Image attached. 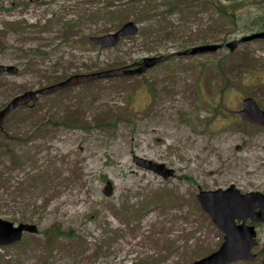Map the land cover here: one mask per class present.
Masks as SVG:
<instances>
[{
	"label": "rangeland",
	"instance_id": "obj_1",
	"mask_svg": "<svg viewBox=\"0 0 264 264\" xmlns=\"http://www.w3.org/2000/svg\"><path fill=\"white\" fill-rule=\"evenodd\" d=\"M113 1L119 7L104 10ZM129 1L0 0V65L20 69L0 75V109L74 73L255 32L232 30L198 0H156L147 19ZM128 21L139 31L115 47L92 41ZM247 96L264 108L262 38L174 54L143 74L89 81L20 107L0 129V218L39 232L0 247V264H188L216 251L225 234L199 191L235 184L264 192V127L238 115ZM135 156L176 175L165 179ZM54 224L63 236L50 245L43 231Z\"/></svg>",
	"mask_w": 264,
	"mask_h": 264
},
{
	"label": "water",
	"instance_id": "obj_2",
	"mask_svg": "<svg viewBox=\"0 0 264 264\" xmlns=\"http://www.w3.org/2000/svg\"><path fill=\"white\" fill-rule=\"evenodd\" d=\"M139 31V25L135 21L124 23L118 30L104 35L93 36L95 44L102 48H111L116 46L122 37L134 36ZM264 39V31H256L246 34L238 39L209 43L174 54L179 55H197L217 51L225 46L231 50L235 49L239 43L253 39ZM172 54L151 56L144 58L138 66L119 67L105 69L101 71L74 74L66 79L44 86L39 89L27 90L12 98L2 109H0V126H3L7 116L21 105H27L32 102L35 104L38 95H47L59 90L80 85L89 81L123 76L143 74L149 68L163 62L171 57ZM8 72L16 74L19 67L15 65H0V75ZM244 107L238 111L241 118L259 126H264V109L252 96L243 99ZM137 164L142 168L153 170L165 179L175 174V169L168 167L164 163L155 162L150 159H144L135 156ZM114 184L107 181L104 187V193L112 195ZM202 208L210 215L213 222L224 232V242L214 252L194 260L189 264H228L237 260H252L255 258L253 248L257 244V231L254 224H249L248 219L254 222L264 223V193L261 191L242 192L234 184L226 189L200 190L198 194ZM241 221V222H238ZM39 227L35 223L15 222L0 218V246H7L19 242L23 239L25 233H38Z\"/></svg>",
	"mask_w": 264,
	"mask_h": 264
},
{
	"label": "trees",
	"instance_id": "obj_3",
	"mask_svg": "<svg viewBox=\"0 0 264 264\" xmlns=\"http://www.w3.org/2000/svg\"><path fill=\"white\" fill-rule=\"evenodd\" d=\"M145 1L146 0H130L129 2H125V4H131L133 6L136 5V7H138L141 18L147 19L149 16H151L154 10L153 6H155L154 2L156 0H148L147 4H145ZM168 1H171L177 7L180 6L178 4L179 0ZM250 2H252V4L254 5H251ZM198 3L199 7L204 11H209V13L219 17L223 24L227 25L229 23H232V30L242 29V31H264V0H198ZM118 7V5H115V1H113L112 3H107L104 10H110L112 8ZM184 7L186 8V6ZM98 12H100V10L94 11L93 16L99 15ZM159 14L163 15L162 13ZM67 23L68 24L64 25L67 30L75 28V22L70 21ZM67 33L69 32L67 31ZM225 39L226 38H223L222 40ZM60 231L62 230L59 224H54L51 228L43 231L45 236L49 239L50 245L55 239L63 236L58 234V232L61 233ZM67 235H71L70 231L67 232ZM50 250H52V246H50Z\"/></svg>",
	"mask_w": 264,
	"mask_h": 264
},
{
	"label": "flooded vegetation",
	"instance_id": "obj_4",
	"mask_svg": "<svg viewBox=\"0 0 264 264\" xmlns=\"http://www.w3.org/2000/svg\"><path fill=\"white\" fill-rule=\"evenodd\" d=\"M27 106H29V105H27ZM250 222L251 221H249V224H250ZM260 226L264 227V224L263 223L255 224V228H256L257 233H258V241H257V244L255 245V247L253 249V252L256 254L255 259L252 260V261L238 260V261H235V262L230 263V264H235V263H237L239 261L249 262L250 264H263L264 263V259H263V255H264V239L260 240V238H262V234H263V231L259 229ZM261 260H262V262H261Z\"/></svg>",
	"mask_w": 264,
	"mask_h": 264
},
{
	"label": "bare ground",
	"instance_id": "obj_5",
	"mask_svg": "<svg viewBox=\"0 0 264 264\" xmlns=\"http://www.w3.org/2000/svg\"><path fill=\"white\" fill-rule=\"evenodd\" d=\"M15 110H17V108Z\"/></svg>",
	"mask_w": 264,
	"mask_h": 264
}]
</instances>
